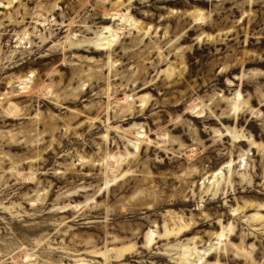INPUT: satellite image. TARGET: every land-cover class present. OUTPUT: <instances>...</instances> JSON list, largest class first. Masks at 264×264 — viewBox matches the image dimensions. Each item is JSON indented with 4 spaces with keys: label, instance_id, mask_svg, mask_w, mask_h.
I'll return each mask as SVG.
<instances>
[{
    "label": "rangeland",
    "instance_id": "rangeland-1",
    "mask_svg": "<svg viewBox=\"0 0 264 264\" xmlns=\"http://www.w3.org/2000/svg\"><path fill=\"white\" fill-rule=\"evenodd\" d=\"M0 264H264V0H0Z\"/></svg>",
    "mask_w": 264,
    "mask_h": 264
}]
</instances>
